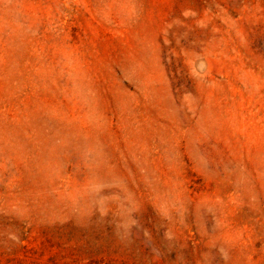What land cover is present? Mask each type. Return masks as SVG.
<instances>
[{"label":"rangeland","instance_id":"1","mask_svg":"<svg viewBox=\"0 0 264 264\" xmlns=\"http://www.w3.org/2000/svg\"><path fill=\"white\" fill-rule=\"evenodd\" d=\"M0 264H264V0H0Z\"/></svg>","mask_w":264,"mask_h":264}]
</instances>
